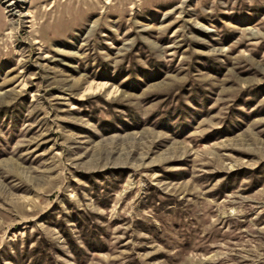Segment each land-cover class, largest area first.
<instances>
[{"label":"rangeland","instance_id":"374dc122","mask_svg":"<svg viewBox=\"0 0 264 264\" xmlns=\"http://www.w3.org/2000/svg\"><path fill=\"white\" fill-rule=\"evenodd\" d=\"M0 0V264H264V0Z\"/></svg>","mask_w":264,"mask_h":264},{"label":"bare ground","instance_id":"6f19581e","mask_svg":"<svg viewBox=\"0 0 264 264\" xmlns=\"http://www.w3.org/2000/svg\"><path fill=\"white\" fill-rule=\"evenodd\" d=\"M20 1H23V0H14L13 2H11L9 5V7H11V8H13V10L14 9H16V7H18V3L20 2Z\"/></svg>","mask_w":264,"mask_h":264}]
</instances>
